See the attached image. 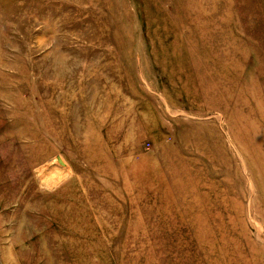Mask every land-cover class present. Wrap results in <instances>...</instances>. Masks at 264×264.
<instances>
[{"label": "rangeland", "instance_id": "374dc122", "mask_svg": "<svg viewBox=\"0 0 264 264\" xmlns=\"http://www.w3.org/2000/svg\"><path fill=\"white\" fill-rule=\"evenodd\" d=\"M0 264H264V0H0Z\"/></svg>", "mask_w": 264, "mask_h": 264}, {"label": "water", "instance_id": "95a60500", "mask_svg": "<svg viewBox=\"0 0 264 264\" xmlns=\"http://www.w3.org/2000/svg\"><path fill=\"white\" fill-rule=\"evenodd\" d=\"M57 162L59 163V165H64V163L62 162L60 158H57Z\"/></svg>", "mask_w": 264, "mask_h": 264}]
</instances>
